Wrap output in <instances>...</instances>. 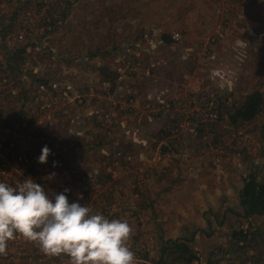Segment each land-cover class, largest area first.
I'll return each mask as SVG.
<instances>
[{
    "label": "rangeland",
    "instance_id": "rangeland-1",
    "mask_svg": "<svg viewBox=\"0 0 264 264\" xmlns=\"http://www.w3.org/2000/svg\"><path fill=\"white\" fill-rule=\"evenodd\" d=\"M255 90L264 0H0V182L126 220L137 264H186L168 239L192 264H264V214L240 202L264 104L230 116ZM0 264L70 262L18 236Z\"/></svg>",
    "mask_w": 264,
    "mask_h": 264
},
{
    "label": "clouds",
    "instance_id": "clouds-1",
    "mask_svg": "<svg viewBox=\"0 0 264 264\" xmlns=\"http://www.w3.org/2000/svg\"><path fill=\"white\" fill-rule=\"evenodd\" d=\"M50 154L44 146L38 162L47 163ZM132 233L126 220L93 214L64 193L53 197L32 178L15 186L0 182V256L22 236L48 256H68L70 264H137L129 246Z\"/></svg>",
    "mask_w": 264,
    "mask_h": 264
},
{
    "label": "trees",
    "instance_id": "trees-1",
    "mask_svg": "<svg viewBox=\"0 0 264 264\" xmlns=\"http://www.w3.org/2000/svg\"><path fill=\"white\" fill-rule=\"evenodd\" d=\"M25 51L22 49L20 52ZM18 52V51H17ZM16 52V53H17ZM15 53V54H16ZM13 58V57H12ZM10 58V59H12ZM9 59V60H10ZM264 95L262 91L255 90L245 97L231 113L232 122L250 121L255 118L263 108ZM240 202L247 217L264 214V178H259L255 172H250L245 178L240 190ZM176 253L178 261L192 264L194 255L189 246L176 239H168L163 247V253ZM186 255H190L186 257ZM168 264V263H163Z\"/></svg>",
    "mask_w": 264,
    "mask_h": 264
},
{
    "label": "built area",
    "instance_id": "built-area-1",
    "mask_svg": "<svg viewBox=\"0 0 264 264\" xmlns=\"http://www.w3.org/2000/svg\"><path fill=\"white\" fill-rule=\"evenodd\" d=\"M70 191H67V193H69Z\"/></svg>",
    "mask_w": 264,
    "mask_h": 264
}]
</instances>
